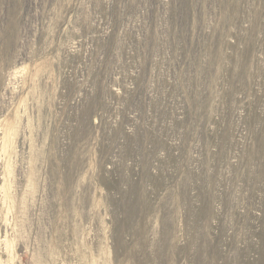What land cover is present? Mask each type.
Here are the masks:
<instances>
[{
	"label": "rangeland",
	"instance_id": "374dc122",
	"mask_svg": "<svg viewBox=\"0 0 264 264\" xmlns=\"http://www.w3.org/2000/svg\"><path fill=\"white\" fill-rule=\"evenodd\" d=\"M191 58L217 76L196 81L202 113L175 91ZM223 119L264 122V0H0V264H264V189L245 191L254 223L215 239L206 194L171 210L152 176ZM146 128L166 150L131 137Z\"/></svg>",
	"mask_w": 264,
	"mask_h": 264
},
{
	"label": "built area",
	"instance_id": "2783aa9c",
	"mask_svg": "<svg viewBox=\"0 0 264 264\" xmlns=\"http://www.w3.org/2000/svg\"><path fill=\"white\" fill-rule=\"evenodd\" d=\"M194 61L196 60L191 58L184 69L179 68L180 73L176 76L179 84L175 87V91L186 94L188 105L185 106V109H195L196 113H202L205 109L210 108L209 91L208 88H199L197 85L201 82L206 83V81L211 83V78L216 82L217 76L201 75L200 71L204 63L196 61L197 67H194ZM207 62L210 65H215L216 69L222 70L220 65L223 61L220 64H214L213 59H208ZM236 76V79L233 78L232 80L240 81L241 78L238 74ZM197 80L198 83L196 84ZM191 94L198 95L196 100L190 98ZM204 95L206 96L205 101L201 99ZM174 109L178 108L175 107ZM153 117L158 125V117L156 115H153ZM144 123L153 129L148 121ZM208 126L205 121L196 130H193L190 125L187 135H189V139L194 137L193 146L178 151L177 147L173 151L168 150V157H164L160 162L162 166L159 167L158 173L151 175L157 177L162 189L167 188L160 204L171 210L183 207L182 201L184 200L191 203L186 191L187 186L193 190L190 193L191 196H197L200 191H203L207 200L213 205L215 212L210 215L207 221L209 229L205 230V234H211L215 239L230 240L235 236L234 233H231L233 221L242 223L241 225L245 224L248 227L254 223V219L247 212H244L245 191L252 194L253 190L264 189V122L226 121L223 119L221 123ZM207 127L209 131L206 129ZM202 128L205 129L206 137L201 134ZM151 129H139L135 131L139 134L131 137H140L144 145L146 143L145 137H147V144L158 149L156 153L160 150L163 152L166 148L159 143V141H162L160 135L154 133ZM166 139H172V137L168 136ZM145 159H147L146 155ZM201 162L206 163L214 174H219L220 187L209 186L208 192L203 186L196 188L201 182L196 175ZM232 167L242 168L243 171L251 168L254 175L251 185L245 186L241 182L234 181ZM160 177L164 179V182ZM227 182H234V195L225 190ZM259 205L262 206L260 198ZM260 215L261 213L253 214L254 217L260 218L262 224V229L256 236L257 240L264 233V215L262 217ZM210 223L212 226L217 224L218 228L212 229Z\"/></svg>",
	"mask_w": 264,
	"mask_h": 264
}]
</instances>
